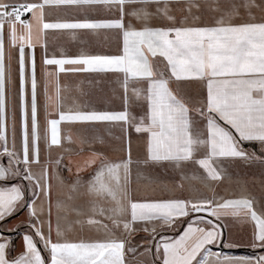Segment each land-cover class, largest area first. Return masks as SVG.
Returning <instances> with one entry per match:
<instances>
[{
    "label": "snow or ice",
    "instance_id": "1",
    "mask_svg": "<svg viewBox=\"0 0 264 264\" xmlns=\"http://www.w3.org/2000/svg\"><path fill=\"white\" fill-rule=\"evenodd\" d=\"M0 264H264V0H0Z\"/></svg>",
    "mask_w": 264,
    "mask_h": 264
},
{
    "label": "rangeland",
    "instance_id": "2",
    "mask_svg": "<svg viewBox=\"0 0 264 264\" xmlns=\"http://www.w3.org/2000/svg\"><path fill=\"white\" fill-rule=\"evenodd\" d=\"M64 41L68 42L67 37H64ZM65 44L70 46L69 42L65 43ZM73 50H75V48H73ZM69 79H79V78L70 77ZM92 98L94 100L98 101V102H105V103L115 102V103H118V101H113L111 93H110V91H109V89H108V87L106 85H101L100 88L94 89L93 92H92ZM254 170L258 171V169H248V170L239 169V171H241V172H239V173H241V174H239L240 179L243 180V181H247L248 182V186L250 184H253L249 180V176H250L249 173H253L252 171H254ZM233 178L235 180V178H236L235 173H234V177ZM253 185H256V184H253ZM237 232L239 233L240 230L237 229ZM240 251L248 252L250 250L240 249Z\"/></svg>",
    "mask_w": 264,
    "mask_h": 264
},
{
    "label": "crops",
    "instance_id": "3",
    "mask_svg": "<svg viewBox=\"0 0 264 264\" xmlns=\"http://www.w3.org/2000/svg\"><path fill=\"white\" fill-rule=\"evenodd\" d=\"M61 39H62L61 40L62 43H68V42L64 41V37H61ZM239 172H241V171H239ZM252 172L253 173H249V175H250V176L248 175L249 177H251L253 175H258V171L254 170ZM239 174H241V173H239ZM248 187L254 194H256V195H260L261 194V189H260V186H259L258 183L256 185L250 184ZM237 229L240 230V226L239 225H237L235 230L237 231ZM241 249H243V248H241ZM246 253H247L246 251H239L236 254H246Z\"/></svg>",
    "mask_w": 264,
    "mask_h": 264
}]
</instances>
